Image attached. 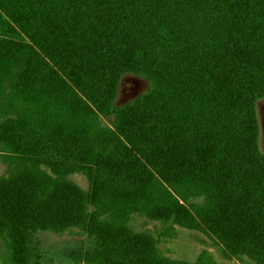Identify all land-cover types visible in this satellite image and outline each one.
Listing matches in <instances>:
<instances>
[{"label": "trees", "instance_id": "1", "mask_svg": "<svg viewBox=\"0 0 264 264\" xmlns=\"http://www.w3.org/2000/svg\"><path fill=\"white\" fill-rule=\"evenodd\" d=\"M0 71L22 110L5 126L10 138L41 154L56 177L90 178L93 158L109 153L142 168L115 172L94 193L128 183L119 199L131 207L134 178L162 174L221 204L212 216L241 214L264 235L256 110L264 99V0H0ZM125 73L149 87L113 107ZM110 115L112 128L101 126L99 117ZM39 230L0 213L1 263L84 257L81 245L50 255ZM146 247L123 248L106 263Z\"/></svg>", "mask_w": 264, "mask_h": 264}, {"label": "rangeland", "instance_id": "2", "mask_svg": "<svg viewBox=\"0 0 264 264\" xmlns=\"http://www.w3.org/2000/svg\"><path fill=\"white\" fill-rule=\"evenodd\" d=\"M5 77L0 71V213L39 226L37 237L50 255L65 247L85 248L77 262L54 255L51 264H264V235L255 234L259 223L238 213L212 216L221 204L162 174L134 178L130 191L139 197L131 207L119 199L128 183L94 193L112 182L117 171L121 176L138 172L142 166L137 163H123L108 153L93 158L90 178L78 172L56 177L41 154L32 156L31 149L25 151L10 138L5 126L17 122L22 110L10 100ZM148 87L145 78L123 74L112 106L128 104ZM256 110L264 152V99ZM113 123V115L99 117L101 126L112 128ZM138 244H147L148 252L106 263Z\"/></svg>", "mask_w": 264, "mask_h": 264}]
</instances>
